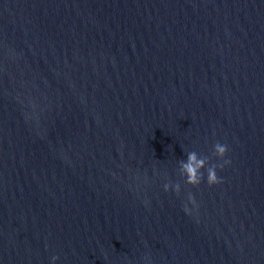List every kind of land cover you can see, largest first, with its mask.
<instances>
[{
    "label": "water",
    "instance_id": "water-1",
    "mask_svg": "<svg viewBox=\"0 0 264 264\" xmlns=\"http://www.w3.org/2000/svg\"><path fill=\"white\" fill-rule=\"evenodd\" d=\"M52 256L264 264V0H0V264Z\"/></svg>",
    "mask_w": 264,
    "mask_h": 264
},
{
    "label": "clouds",
    "instance_id": "clouds-1",
    "mask_svg": "<svg viewBox=\"0 0 264 264\" xmlns=\"http://www.w3.org/2000/svg\"><path fill=\"white\" fill-rule=\"evenodd\" d=\"M227 149V145L221 144L217 142L213 145L214 153L219 156L223 157L224 153ZM224 163H228L227 160ZM205 169V161L198 158L195 152H189L187 154V160L181 163V175L187 184H198L202 178L203 173L201 169ZM216 168L217 165L208 166L206 170V180L207 183L213 184L218 182V177L216 175ZM173 190L179 191L180 185L175 184L172 185ZM164 189L167 191L169 189V184H164ZM57 260L56 256L51 257L52 264H55Z\"/></svg>",
    "mask_w": 264,
    "mask_h": 264
}]
</instances>
